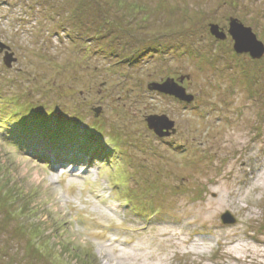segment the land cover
<instances>
[{
	"label": "rangeland",
	"instance_id": "374dc122",
	"mask_svg": "<svg viewBox=\"0 0 264 264\" xmlns=\"http://www.w3.org/2000/svg\"><path fill=\"white\" fill-rule=\"evenodd\" d=\"M231 17L264 42V0H0V264H264V56ZM182 75L192 101L150 87Z\"/></svg>",
	"mask_w": 264,
	"mask_h": 264
},
{
	"label": "water",
	"instance_id": "95a60500",
	"mask_svg": "<svg viewBox=\"0 0 264 264\" xmlns=\"http://www.w3.org/2000/svg\"><path fill=\"white\" fill-rule=\"evenodd\" d=\"M210 30L217 38L225 39L229 32L234 40V49L238 53L248 52L253 58H262L264 56V43L257 37L251 26L245 25L236 17L230 18L229 28L226 32L225 28L218 24L211 23ZM0 51L4 52V62L7 66L11 65V61L16 60L11 47L0 39ZM183 81V77L180 78ZM162 93H167L184 101H192L194 95L188 93L186 88L179 84L174 78L167 77L161 82H154L150 85ZM100 110V109H99ZM149 128L160 136L169 135L170 130H174L175 121L167 114H151L146 117ZM222 222L225 224H234L237 218L230 212L225 211L221 214Z\"/></svg>",
	"mask_w": 264,
	"mask_h": 264
},
{
	"label": "trees",
	"instance_id": "16d2710c",
	"mask_svg": "<svg viewBox=\"0 0 264 264\" xmlns=\"http://www.w3.org/2000/svg\"><path fill=\"white\" fill-rule=\"evenodd\" d=\"M258 37V36H257ZM262 41V40H261ZM263 42V41H262ZM264 43V42H263ZM254 59H258V58H254ZM259 59H261V58H259ZM183 76V81L180 79L181 77ZM180 78H178V79H176L174 76H171L172 78H174L179 84H181L182 86H184L182 83L185 81V79H187L186 78V76L187 75H182ZM188 77V76H187ZM163 80H165V78L163 79ZM159 91V90H158ZM161 94H163V93H161ZM166 96H170V95H166ZM173 97V96H172ZM10 100H12L13 101V105H14V107L13 106H9V109H5L4 107H3V112H6V113H8L9 115H12V114H10L11 113V111H12V113L14 114V115H16V116H14L15 118H17V119H22V120H26V119H32V120H34V119H36L38 116H40L39 115V113H37L33 108L31 109L30 107H29V105H27L25 102H23V101H20V99H22L21 97H15V96H11L10 98H9ZM8 106V105H7ZM12 107V108H11ZM31 109V110H30ZM1 111H2V106H1V109H0ZM169 116V115H168ZM35 117V118H34ZM46 121H49V120H47L46 119ZM85 260V259H84Z\"/></svg>",
	"mask_w": 264,
	"mask_h": 264
},
{
	"label": "bare ground",
	"instance_id": "6f19581e",
	"mask_svg": "<svg viewBox=\"0 0 264 264\" xmlns=\"http://www.w3.org/2000/svg\"><path fill=\"white\" fill-rule=\"evenodd\" d=\"M151 63V62H150ZM187 77V76H186ZM192 94V93H191Z\"/></svg>",
	"mask_w": 264,
	"mask_h": 264
}]
</instances>
